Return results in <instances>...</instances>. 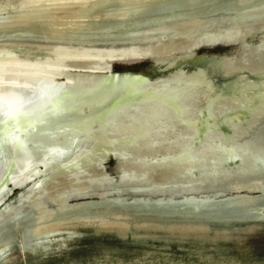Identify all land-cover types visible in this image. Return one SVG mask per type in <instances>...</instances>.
Returning a JSON list of instances; mask_svg holds the SVG:
<instances>
[{
  "label": "bare ground",
  "instance_id": "obj_1",
  "mask_svg": "<svg viewBox=\"0 0 264 264\" xmlns=\"http://www.w3.org/2000/svg\"><path fill=\"white\" fill-rule=\"evenodd\" d=\"M228 2L234 13L224 8ZM260 20L264 0H0V259L18 229L23 249L47 245L75 221L124 237L127 219L137 227L167 221L183 229L204 221L264 219V186L240 179L223 196L196 188L171 194L172 184L213 180L227 165L255 182L263 178ZM133 21L144 29L86 35ZM221 21L228 27L211 28ZM140 35L153 43L171 39L146 48L106 46ZM34 43L43 45L31 48ZM225 43L240 47V94L198 65L176 63L157 77L113 69L115 63L185 57ZM246 109L250 128L224 140L240 130L226 116ZM106 159L116 161L121 187L143 191H112ZM15 189L18 201L4 203ZM127 194L145 200L119 209L111 202L92 204ZM91 206L98 209L86 212Z\"/></svg>",
  "mask_w": 264,
  "mask_h": 264
},
{
  "label": "rangeland",
  "instance_id": "obj_2",
  "mask_svg": "<svg viewBox=\"0 0 264 264\" xmlns=\"http://www.w3.org/2000/svg\"><path fill=\"white\" fill-rule=\"evenodd\" d=\"M230 4V2L223 4L224 8L229 13H234L233 6H230ZM140 21L116 24L86 35L92 36L105 32L124 31L133 33L144 29ZM263 21L260 20L259 22ZM154 25L157 26L159 24L155 21ZM208 26L210 25L206 27ZM219 26L228 27L224 21H221L218 23L213 22L211 28L215 29ZM25 34L27 32L18 33L15 36ZM170 39L163 37L156 39L153 43V40H150L147 35H140L134 38H120L123 43H116L117 45L99 44L109 47L137 45L146 48L159 42H169ZM38 45L41 46L43 44L34 43L31 44V48H35ZM92 45L96 44H90L89 46ZM239 49L240 47L237 45L225 43L215 47H203L193 55L185 56L186 58L176 56L167 60L150 59L120 62L115 63L113 69L116 73L143 72L157 77L159 74H164L175 68L174 65L176 63L190 68H196L198 65L204 67L206 74L211 77L214 76L218 80L230 81L232 84L231 93L240 94V86L244 82L241 76L242 72L237 67V60L240 55ZM247 75L255 81H260L257 73L248 72ZM239 112L233 111L226 116V119L229 118L240 127L238 133L231 131L226 134L224 136L226 141H234L244 135L250 128V124L247 122L250 116L249 110L246 109ZM115 162L114 159H106L103 164L113 178L112 184H115L110 189L120 194H125L129 190L133 192L143 191V189L135 185L128 188L120 186L119 170ZM253 178L255 179L251 175L243 174L239 167L227 165V169L225 168L221 171L220 176L217 177L216 175L213 180L211 178L206 182L172 184L171 194L179 195L185 189L196 188L211 195L213 193L217 196H223L229 192L228 187L234 179L235 181L240 179L244 184L250 182L254 188L264 186V176L260 181L257 180L256 182ZM18 191V189H15L4 203L10 201L16 203L18 201L15 200L19 193ZM127 195L128 197L115 195L105 201H93L92 204L102 205L111 202L115 208L119 209L120 207H132V205H124L125 203L145 200L135 195ZM73 205V207L76 206L75 204ZM89 209L91 210L86 212L98 208L91 206ZM123 215H128V213ZM127 222L129 230L128 228L125 229L123 231L124 237H121L118 231L101 228L98 223L75 221L69 225L67 224V226L65 225L64 227L66 228L63 227L62 232L52 235V239L47 245H35L23 249L20 244L23 230L18 229L13 233L10 247L0 259V264H264V219L225 224L215 221H209L210 223L204 221L201 226L184 229L171 223L166 224L167 221H159L160 223L151 221L149 226L140 225L139 227L136 226L133 219H127ZM68 228L74 231V234L68 235L66 233Z\"/></svg>",
  "mask_w": 264,
  "mask_h": 264
},
{
  "label": "water",
  "instance_id": "obj_3",
  "mask_svg": "<svg viewBox=\"0 0 264 264\" xmlns=\"http://www.w3.org/2000/svg\"><path fill=\"white\" fill-rule=\"evenodd\" d=\"M77 198H81V197H77Z\"/></svg>",
  "mask_w": 264,
  "mask_h": 264
}]
</instances>
